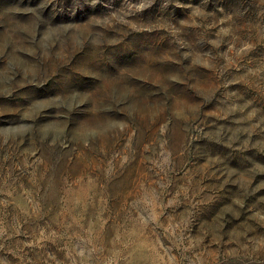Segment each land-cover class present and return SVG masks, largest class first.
<instances>
[{
  "label": "rangeland",
  "instance_id": "obj_1",
  "mask_svg": "<svg viewBox=\"0 0 264 264\" xmlns=\"http://www.w3.org/2000/svg\"><path fill=\"white\" fill-rule=\"evenodd\" d=\"M0 264H264V0H0Z\"/></svg>",
  "mask_w": 264,
  "mask_h": 264
}]
</instances>
